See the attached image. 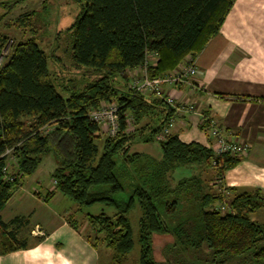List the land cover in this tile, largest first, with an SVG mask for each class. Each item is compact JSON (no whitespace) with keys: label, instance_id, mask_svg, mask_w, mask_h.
Wrapping results in <instances>:
<instances>
[{"label":"trees","instance_id":"1","mask_svg":"<svg viewBox=\"0 0 264 264\" xmlns=\"http://www.w3.org/2000/svg\"><path fill=\"white\" fill-rule=\"evenodd\" d=\"M79 1V12L66 30L72 64L98 77L80 89L75 84L66 87L69 92L63 94L51 77L48 54L33 37L13 44L0 67V210L51 152L57 190L79 206L101 203L115 209L113 215L101 211L86 216L103 233L112 263H122L133 247L127 214L137 202L140 264H264V223L250 217L263 204L259 192L223 183L224 171L239 157H214L209 147L166 133L173 109L163 98L127 86L121 90L113 82L149 57H155L146 65L152 78L187 55L195 56L217 34L235 0ZM7 38L0 33V45ZM112 99L119 105V130L102 139L100 126L88 111ZM127 112L132 114L131 123L148 121L138 131H129ZM42 126L50 130L42 133ZM135 141H157L161 158L131 151ZM9 148L18 167L13 181L5 180L2 172L7 159L3 153ZM196 164L212 167L215 182L201 173L170 182L175 168ZM25 221L15 217L8 223L0 217V254L27 245L17 238L18 227L9 228ZM155 233L173 237L162 253L163 261L153 257Z\"/></svg>","mask_w":264,"mask_h":264},{"label":"crops","instance_id":"2","mask_svg":"<svg viewBox=\"0 0 264 264\" xmlns=\"http://www.w3.org/2000/svg\"><path fill=\"white\" fill-rule=\"evenodd\" d=\"M248 1L235 0L217 34L196 54L195 62L200 72L193 83L168 86L164 94L172 97L176 104L187 102L193 106L192 110L185 111L171 107L170 132L181 141H194L211 149L214 137L210 128L214 122L224 138L250 143L249 151L224 171L223 183L238 190L258 191L263 206L264 53L257 49L264 52V38L245 34L258 19L256 13L245 15L242 3ZM261 8L263 6L257 4L255 11L261 12ZM133 151L155 159L162 156V152L158 156L156 152ZM182 168L189 174L181 172L178 175L176 170ZM194 171L195 165L181 166L170 174L175 175L176 183L183 177L200 173ZM43 186L39 181L23 178L1 208L0 217L4 222L9 223L15 217L26 219L24 224L14 222L9 228L18 227L17 238L26 240L27 245L0 254V264H102L99 243L94 245V240L83 232L86 222L84 226L77 225L73 211L80 206L73 199L67 200L70 197L57 190L52 181L48 189ZM172 243L171 234H153V257L163 261L162 253ZM126 260L119 264H125Z\"/></svg>","mask_w":264,"mask_h":264},{"label":"rangeland","instance_id":"3","mask_svg":"<svg viewBox=\"0 0 264 264\" xmlns=\"http://www.w3.org/2000/svg\"><path fill=\"white\" fill-rule=\"evenodd\" d=\"M257 4H259V7L263 6V8H261V12L255 11V9L257 8ZM242 8L246 16L252 15V13H256V16L258 17L257 23L252 27L248 28L245 34L247 36L254 35V36H261L264 38V26H263L264 0H252V1L249 0L247 3H242ZM79 9H80L79 0H0V33L7 35L8 37L7 41L4 44L0 45V53H3L1 66L8 57V54L10 53L13 44L19 41L26 40L30 37H33L38 41L39 45L48 54L49 56L48 66L51 72V77L53 78V81L55 82L58 90L61 91L63 94L66 95L69 92V90L66 87L75 84L77 89H80L85 84V82L92 81L93 79L98 77L99 75L92 74L86 68H77L72 64L70 46L68 43L66 30L73 22L75 16L79 12ZM252 46L260 47L262 45L253 44ZM262 47L264 48V46ZM257 50L259 52L261 51L262 53H264L262 51L263 49L261 48ZM195 56L187 55L185 59H183L180 63H182V65L184 66H187L190 64V59L193 58L195 60ZM195 66L197 68V74L192 78L191 82L187 84L191 85L193 83L192 81L198 76L200 72L196 62H195ZM143 71L144 69H139L137 71L132 72V75L134 76L143 75L144 74ZM122 77L124 78V80L122 79ZM128 79L129 78L126 76V74L123 73L119 76L114 77L113 82H115L116 86L119 89L124 90L126 89L125 88L126 86L127 88L129 87ZM180 84H185V83H180ZM165 88L166 87H164V89ZM155 95L156 94L154 93L153 94L150 93V91L146 93V96H155ZM111 101L113 105H117L119 107L116 99H112ZM126 116L132 118V114L130 112H127ZM156 117L157 116L155 115L154 116L155 122H157ZM24 120L28 122H32L31 119L26 120L25 118ZM146 121H148V118L147 120L145 119L142 120L140 123L134 124L132 122L129 131L132 132L138 131V129L141 128V126L144 125ZM170 127L171 125L167 123V126L165 127L166 133H171ZM101 132H102V136H101L102 139H104V137L106 136H109V134L106 133V131L102 130ZM220 135L223 136L221 131H220ZM102 139H99V143L102 142L101 141ZM243 142H247V141H243ZM249 146H251L250 143ZM249 149L246 150L242 154V156L246 154L249 151ZM131 150L132 151L143 150L145 152H151L153 154H155L156 152L157 154L155 155L158 156H160L162 152L160 145L158 144L157 141H151L147 143H144L142 141H135L131 146ZM12 156L14 157V159L9 161V170L11 171L18 168L16 164L17 162L15 159V155L13 154V152H12ZM114 158L116 161H119L121 156L118 154L115 155ZM39 164L40 165L35 169V171L31 175L24 177V179L25 180L34 179L36 181H39L44 185L43 187H47L48 189L52 181V177L50 174L52 173V171L56 166V162L55 159L53 158V154L50 152L49 154L44 155L42 157L41 163ZM206 167L207 166L204 165L198 166L196 164L194 172H200L201 175L207 181L209 180L211 181V183H214L215 182L213 178L214 169L212 167L209 168ZM181 172H185L183 173L184 175L189 174V171L185 170V168L176 170V173L178 175H180ZM173 176L175 175L170 174L169 180L170 182L172 181L174 183L175 179ZM214 188H217V186L214 185ZM125 194H128V192L125 191ZM67 200H72V199L67 198ZM182 209H184V207L179 209V213L181 214L185 212ZM101 211H104L108 215H113L115 213V209L112 206H106L101 203L83 205L73 212L76 214V216L74 217L77 221L78 226L80 225L84 226V221L86 222V225L83 228L84 234L89 235L93 240H95V243L97 242L99 243L100 254H101L100 262L102 264L112 263V259H111L112 252L109 249V247L106 246L105 241L102 239L103 233L99 232L96 229V227H94L92 224L87 222L88 220L86 216L88 214H98ZM127 215L132 228L134 244L127 256V260L125 264L138 263V256H139L138 220L140 216V208L137 202H135L134 206L128 212ZM167 218L171 220L170 217ZM251 218L257 222L264 223V205L259 207L257 210H255L251 214ZM156 256L160 257L158 253H156ZM205 257L206 254L204 258Z\"/></svg>","mask_w":264,"mask_h":264},{"label":"built area","instance_id":"4","mask_svg":"<svg viewBox=\"0 0 264 264\" xmlns=\"http://www.w3.org/2000/svg\"><path fill=\"white\" fill-rule=\"evenodd\" d=\"M2 55L0 53V66L2 64ZM155 62V57H149L147 62L143 66L133 68L132 70L127 71L128 76V86L130 89L134 91H138L141 93H154L155 96L163 98L167 104L171 107H174L178 111H185V110H192L193 106L188 104L187 102H180L176 104L174 99L170 96L164 94L165 89L164 87L168 86H177L180 83H190L192 78L197 74V68L195 66V60L192 58L190 59V64L187 66L182 65V63H178L175 68L169 70L168 72L156 76V77H149L146 73V65ZM150 63V64H151ZM139 69H144L143 75H132V72L137 71ZM131 73V75H130ZM118 106L113 105L112 101H102L98 108H94L88 111V116L92 121H95L99 126L101 131H106L109 136H115L119 130V120L117 114ZM128 128L131 125L132 118L126 116ZM173 118L169 121V124L172 125ZM210 133L214 137V141L211 144V150L214 157H220L222 155L228 154L230 156L241 157L242 154L249 149V143L243 141H236V140H228L220 135L219 127L216 126L214 122H211ZM50 130L49 126H42L40 131L42 133H47ZM162 136H157L160 138ZM12 149H7L5 154L7 155V159L5 164L2 168L3 178L8 181H13L15 178L13 171L9 170V161L13 160L14 157L12 156ZM11 153V154H10ZM10 155V156H9ZM215 164V161H213ZM53 184H56V180L54 179ZM225 205L221 206V209H225Z\"/></svg>","mask_w":264,"mask_h":264},{"label":"bare ground","instance_id":"5","mask_svg":"<svg viewBox=\"0 0 264 264\" xmlns=\"http://www.w3.org/2000/svg\"><path fill=\"white\" fill-rule=\"evenodd\" d=\"M9 149H11V148H9ZM6 150H7V149H6ZM6 150H5V151H6ZM3 155H6L5 152L3 153Z\"/></svg>","mask_w":264,"mask_h":264}]
</instances>
